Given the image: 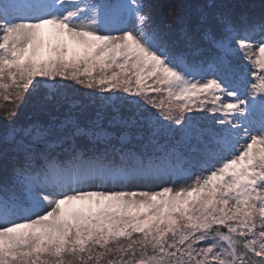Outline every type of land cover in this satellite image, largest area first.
<instances>
[{
  "label": "snow or ice",
  "instance_id": "6c2138e0",
  "mask_svg": "<svg viewBox=\"0 0 264 264\" xmlns=\"http://www.w3.org/2000/svg\"><path fill=\"white\" fill-rule=\"evenodd\" d=\"M215 20L205 39L217 54L196 64L168 45L146 0H0L5 102L54 103L71 81L111 93L102 99L113 106L143 101L192 150L187 166L145 163L123 147L110 158L111 140L123 144L139 124L135 112L117 133L71 117L34 125L0 186V264H264V12ZM147 125L153 135L165 127ZM78 137L106 147L90 153ZM9 143L14 128L0 136ZM166 176L184 182L106 187Z\"/></svg>",
  "mask_w": 264,
  "mask_h": 264
},
{
  "label": "rangeland",
  "instance_id": "374dc122",
  "mask_svg": "<svg viewBox=\"0 0 264 264\" xmlns=\"http://www.w3.org/2000/svg\"><path fill=\"white\" fill-rule=\"evenodd\" d=\"M146 2L152 5L154 24L163 32L168 45L175 52L183 53L190 62L196 64H201L217 54L216 49L205 39V32L216 26V14L231 11L237 17L245 15L249 18H258L264 12V0H146ZM213 4L215 5L214 8L208 7ZM169 7L177 11L178 16L176 18L169 15ZM203 13H210L206 20L201 19ZM61 83L67 84L68 87L61 90L54 103L48 102L45 104L47 108L46 117L31 114L29 109L22 106L25 102L17 108L15 104L7 103L0 98V107L2 106L0 108V128H6L8 123L12 121L11 124L18 126L19 130L22 129V131H19V136L27 138L31 131L34 132V125H53L54 128H59L68 117L77 119L84 124L83 122L86 121L84 115L89 114L93 119L101 117L105 124L104 127L110 131L115 130V133H117L125 130L120 123L121 119H127L135 112L139 124L127 130L130 132V139L123 142V144L115 138L111 140V143L107 145L109 157L119 161L120 149L123 147L124 153H130L134 159L143 160L145 163L151 161L155 164H171L178 160L180 162L179 166H187V161L191 158L189 154H192L191 148L179 132L168 131L169 122L164 121L155 109L144 104L143 101H140L141 107L139 109H136L135 105L123 102H118L116 106H113L102 99L105 96L112 95L111 93H100L96 89H87L71 81H62ZM116 95L125 97L127 101L139 99L129 97L124 93H116ZM33 96L35 97V95ZM67 98L69 101L74 102L73 107L62 106L61 103ZM71 108L74 110L73 115L69 113L72 110ZM14 109L17 112L16 117L11 118V120L4 119L5 113ZM23 110L26 111L22 114ZM188 115L200 117L205 114L189 113ZM208 116L210 118L211 114H208ZM153 118L158 119L160 124L165 126L157 135L151 134L147 125V121ZM29 123L33 124L29 125ZM86 124L90 125L89 121ZM170 127L176 129L179 126L172 124ZM138 134L142 135L140 137L143 140H138L135 137ZM18 138L16 136L15 139ZM79 141L83 146H88L86 139L81 137ZM80 143H78L79 146ZM97 144L96 148L91 145L90 147L94 151L97 149L103 150L106 147L103 141ZM4 155V149L0 150V159ZM21 159L13 152L5 158L3 165L0 167V183L2 185L11 184L9 180L13 175V169ZM175 177L173 176L171 179L167 176L163 179H132L122 184L113 185L109 183L106 187L112 188V185L113 187L117 186L116 188L147 190L154 189L151 188L154 186L158 189L163 186H170L172 179ZM183 182L177 183V186Z\"/></svg>",
  "mask_w": 264,
  "mask_h": 264
},
{
  "label": "trees",
  "instance_id": "16d2710c",
  "mask_svg": "<svg viewBox=\"0 0 264 264\" xmlns=\"http://www.w3.org/2000/svg\"><path fill=\"white\" fill-rule=\"evenodd\" d=\"M69 99L67 98V99H65V101L64 102H62L61 104H62V106L63 107H73L74 105H72V104H74V102H71V101H69ZM27 104V105H26ZM26 105V106H25ZM24 108H27V109H29L30 110V112H31V114H35V116L37 115V116H40V117H46L47 116V113H46V110H47V108H46V106H45V104H40V103H37L36 102V99H35V97L32 95V96H27L26 97V99H25V104L24 105H22ZM0 108H2V106L0 107ZM59 109V108H58ZM72 110H70L69 111V113L71 114V115H73V113H74V110H73V108H71ZM61 110V109H60ZM26 110H23L22 111V114L25 112ZM67 112V111H66ZM78 112V111H77ZM85 116V119H86V121H84L83 123L84 124H86V122H88L89 121V123H90V125L89 126H91V125H93V124H99V125H102L103 127L105 126V124H104V121H103V119H101V117H96V119H93V118H91V116H89V114H87V115H84ZM125 119V118H124ZM92 120H93V122H92ZM10 122H12V121H10ZM8 123V126L6 127V128H0V136H3V134L6 132V131H9V130H11L12 128H14V133H15V138H16V136L17 137H19L18 139H16V143H9L8 145H3V144H0V150H2V149H4V151H5V155L3 156V158L2 159H0V167H1V165H3V163H4V161H5V158L11 153V152H13L14 154H16L17 156H19L20 157V159L21 158H23V155H24V152L26 151V149L28 148V146L30 145V143H32V141H33V136L35 135V132H33V131H31V134L29 135V137H27V138H23V137H20L19 136V131H22V129L21 130H19L18 129V126H15L13 123L11 124V123ZM31 124H33V123H29V125H31ZM53 126V125H52ZM104 128H106V127H104ZM107 129V128H106ZM128 130V129H127ZM114 133H115V130L113 131ZM22 135H23V133H22ZM137 135V134H136ZM140 136H142V135H139L138 134V136H135V137H137L138 138V140H143V138H141ZM29 138V139H28ZM79 138H81V137H78L77 138V143H80V141H79ZM87 140V139H86ZM88 141V140H87ZM90 145L93 147V148H96V146L98 145L96 142H94V141H92V142H90V141H88V146H83L81 143H80V146L81 147H83V148H85V150H87V151H90V152H93L94 151V149L93 148H91L90 147ZM58 151H60L59 149H58ZM190 156H192V154L190 153L189 154ZM178 164H180V162L177 160V161H174V162H172L170 165H174V166H179ZM17 165V164H16ZM180 166H182V165H180ZM3 168V167H2ZM1 172H3V171H1ZM4 173V172H3ZM6 174V173H5ZM12 177H10V179H11ZM11 183H12V180H9ZM182 180H180L178 177H175V178H173L172 179V183H176V185H177V183H179V182H181ZM171 183V184H172ZM0 186H3L1 183H0ZM111 187L113 188V186L111 185ZM114 187H117V186H114ZM151 188H154V189H156V187H154V186H152Z\"/></svg>",
  "mask_w": 264,
  "mask_h": 264
}]
</instances>
